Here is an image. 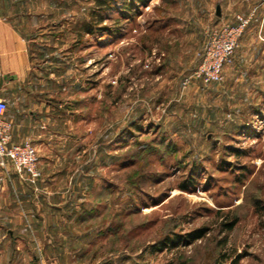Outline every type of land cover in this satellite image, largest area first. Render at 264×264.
Returning a JSON list of instances; mask_svg holds the SVG:
<instances>
[{"label":"rangeland","instance_id":"rangeland-1","mask_svg":"<svg viewBox=\"0 0 264 264\" xmlns=\"http://www.w3.org/2000/svg\"><path fill=\"white\" fill-rule=\"evenodd\" d=\"M13 2L36 41L56 35L41 72L79 117L65 173L84 179L44 189L52 225L0 237V264H264V29L242 33L225 81L181 85L209 31L264 0H147L124 14L123 0Z\"/></svg>","mask_w":264,"mask_h":264},{"label":"crops","instance_id":"crops-1","mask_svg":"<svg viewBox=\"0 0 264 264\" xmlns=\"http://www.w3.org/2000/svg\"><path fill=\"white\" fill-rule=\"evenodd\" d=\"M17 9L18 3L13 0H0V97L8 103L4 117L11 123L10 141L28 139L33 143L43 176L34 183L40 181L38 184L42 189L38 200L34 201L31 193L34 184L23 180L10 164L6 169L0 166V237L9 234L12 238L21 237L22 231L47 232L52 225L49 220L52 213L48 207L51 201L44 189L58 184L64 176L69 184L84 179L83 175L69 177L65 173L68 159L64 154L72 149L79 138L74 126L70 125L71 120H78L79 117L68 107V99L58 97L53 86H47L54 84L46 82L45 74L41 72L46 69V62H50L47 52L52 55V51H55L54 44L46 41L53 42L52 37L56 38V35L42 34L44 42L36 41L31 32L37 29L38 23L30 18L28 12H18ZM257 11L252 13L255 18L250 20L244 31L254 27L252 35L260 37L261 28L264 29V8L257 7ZM34 59L41 62L37 73H32ZM225 71L228 77L230 69ZM240 78H237L232 89L237 90L239 85H244ZM230 83L233 84V81ZM252 83L253 88L260 87V84ZM263 93L261 90L260 95ZM33 258L36 259V256Z\"/></svg>","mask_w":264,"mask_h":264},{"label":"built area","instance_id":"built-area-1","mask_svg":"<svg viewBox=\"0 0 264 264\" xmlns=\"http://www.w3.org/2000/svg\"><path fill=\"white\" fill-rule=\"evenodd\" d=\"M252 19V14H236L235 23H225L212 28L207 36L197 64L181 80L183 88L194 81L203 84L220 83L224 80V70L233 63L235 50L244 29ZM7 101L0 97V166L10 164L23 180L35 183L41 177L38 154L30 140L11 142V123L4 117Z\"/></svg>","mask_w":264,"mask_h":264},{"label":"trees","instance_id":"trees-1","mask_svg":"<svg viewBox=\"0 0 264 264\" xmlns=\"http://www.w3.org/2000/svg\"><path fill=\"white\" fill-rule=\"evenodd\" d=\"M114 1L115 0H96L97 5L100 6V7H103V8L104 7L109 8L113 4ZM146 1L147 0H128V2H127V1L123 0L121 12H122V14H124L123 11L130 10V7H132L134 5V2H136L138 4H144ZM84 27L86 28V30L88 32H92L93 31L91 26H89L88 24H84ZM181 187L185 189L187 186H186V184L183 183V184H181ZM256 202H257V200H256ZM221 212L222 211L220 210L218 213H221ZM223 216H224L225 219H224V221H221V229H223L224 231H229L236 224L237 216L232 214L230 211H227V212L224 211L223 212ZM205 231H206L205 228L195 229L193 234H192L193 235L192 237L193 238L200 237V236H202L205 233ZM177 238H179L177 235H174V237H171V238L166 237L165 240L160 245H166L167 246L169 244H174V243L177 242ZM240 256H241V254H236L233 257H231V264H238Z\"/></svg>","mask_w":264,"mask_h":264}]
</instances>
